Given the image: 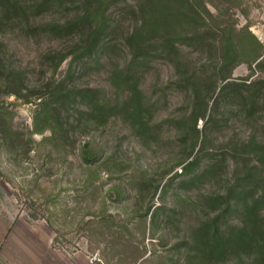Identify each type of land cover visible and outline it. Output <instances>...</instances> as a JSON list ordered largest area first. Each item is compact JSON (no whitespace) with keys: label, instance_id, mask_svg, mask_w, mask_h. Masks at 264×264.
Masks as SVG:
<instances>
[{"label":"trees","instance_id":"16d2710c","mask_svg":"<svg viewBox=\"0 0 264 264\" xmlns=\"http://www.w3.org/2000/svg\"><path fill=\"white\" fill-rule=\"evenodd\" d=\"M207 2L0 0V152L22 166L38 144L48 146L49 159L68 158L78 150L86 176L79 202L89 190L104 186V175L116 179L110 190L118 200L128 192L126 180L147 191L145 210L127 217L117 235L127 243L139 241L133 222L142 224L146 234L150 216L151 234L161 229L159 240L167 244L175 227L178 239L170 241L160 264H264V45L249 25L238 28L211 11ZM8 34L37 41L49 37L59 45L42 49L24 65L4 37ZM245 48L251 52L250 66L255 63L262 73L237 80L233 72L247 59ZM66 60L67 69L59 74ZM91 73H101L102 81L82 83ZM11 95L37 100L30 131L13 127L14 111L6 101ZM226 95L233 103L227 100L219 119ZM180 97L185 102L180 114L156 118ZM230 120L254 130L213 145L208 130L212 125L221 129ZM108 126H117L109 150L95 137L80 143L92 129ZM166 132L174 136L168 141L180 148L182 157L160 175L133 177L125 139L133 135L152 148ZM167 175L162 196L176 182L189 194L152 210ZM105 206L103 201L95 220L88 221L103 230L109 223H123ZM186 211L190 216L184 220ZM161 213L164 223L158 228L154 225Z\"/></svg>","mask_w":264,"mask_h":264},{"label":"rangeland","instance_id":"374dc122","mask_svg":"<svg viewBox=\"0 0 264 264\" xmlns=\"http://www.w3.org/2000/svg\"><path fill=\"white\" fill-rule=\"evenodd\" d=\"M207 1L211 11L222 19L235 22L238 28L249 25L264 45V0ZM4 37L10 41L16 58L24 65L31 63L42 49L59 45L56 41L50 42L49 37L40 38L39 41L11 34ZM244 51L247 59L241 61L233 72V78L237 80H242L245 77L251 79L262 73L255 63L252 64V67L250 66L248 61L250 57L248 54H251L250 49L245 48ZM67 66L68 60L61 66L59 74L65 73ZM167 71L168 67L165 66L164 72ZM102 79L101 73H91L82 78L81 82L97 84ZM227 100L231 102V105L233 103L232 97L229 95L222 99L224 102L218 108L219 119L222 118V111L226 110ZM6 101L10 109L14 111L13 127L30 131L33 128V113L37 100L26 102L11 95L7 97ZM184 104L182 97L179 100L176 98L170 106L159 112L156 118L178 115L180 114L179 108ZM204 122L205 119L199 121L200 128H203ZM222 122L224 123V121ZM219 126L212 125L211 130H208L211 143L215 146L236 134L247 135L251 128L254 130L252 126L239 120L234 122L230 120L228 125L221 129ZM116 129L117 126L92 129L89 134L81 138L80 143H83L88 137H95L101 141L106 150H109L114 143ZM169 134L166 132L164 140L159 144H154L152 148L142 145L133 135H129L125 139L123 146L126 151L127 163L132 164L131 174H134L133 177L138 175L144 177V172L150 175H160L178 162L182 157L179 153L180 148L168 141ZM34 136L37 141L42 137L41 134ZM47 148L48 146L38 144L26 161L22 163V166L10 162L6 151L0 152V167L3 170V175L0 173V222H8L10 231L14 227L15 231L18 230L17 227L19 228L20 233L16 234V239L25 242L31 251L38 249L39 256L47 257L49 256L47 242L51 239L52 246L62 255L63 264H70L69 261L73 264H96L98 260L107 261V259L110 264H160V255H167L170 241L178 239L179 234L175 227L169 233L171 238L169 237L167 244L159 240L161 229H158L154 235L151 234L153 232L149 227L151 225L150 216L147 220L146 234L141 232L142 224L138 225L136 220L133 222L138 228L139 241L127 243L122 240L119 234L117 235L118 229L123 228L121 225L124 224L127 217L134 213L140 214L145 210L149 198L147 191L142 190L138 185L133 186L126 180L123 185L128 192L120 196L118 200V194L110 190L116 179L111 180L104 175V186L95 191L89 190L79 202L76 197L80 195L86 176L83 175L80 167L81 158L78 150L68 158H60L61 155H55L49 159L45 156ZM180 168L181 166L177 165L175 170L180 171ZM169 175L165 177L153 198L155 205L152 210L160 203L174 205L178 199H181V196L187 197L189 194L176 182L168 187L162 196V185ZM36 177H38L37 184L34 182ZM103 201L106 204V211L117 213L119 222H123L116 223L117 225L115 223L105 225L106 231L95 222L88 221V219L95 220V213L102 210ZM189 214L190 212H185L184 220L188 219ZM163 220L164 214L161 213L156 218L154 226L162 228ZM135 226L133 227L135 228ZM11 233L14 234V231ZM6 239L8 238L6 237L5 241ZM138 254L143 255L136 260Z\"/></svg>","mask_w":264,"mask_h":264},{"label":"crops","instance_id":"0c3cea01","mask_svg":"<svg viewBox=\"0 0 264 264\" xmlns=\"http://www.w3.org/2000/svg\"><path fill=\"white\" fill-rule=\"evenodd\" d=\"M8 222H0V264H63L61 254L52 246L51 239L48 243L49 256H39L38 249L30 250L25 242L16 239V234L20 233L15 227L10 231ZM10 231V232H9ZM14 231V234L11 232ZM9 232V233H8ZM13 235V237H11ZM6 239L5 241V238ZM5 247L7 248L5 250ZM36 252V254H35ZM34 253V254H33ZM60 258V260H58ZM70 264H73L69 261Z\"/></svg>","mask_w":264,"mask_h":264}]
</instances>
